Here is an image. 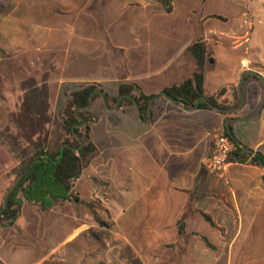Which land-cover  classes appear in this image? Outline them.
Masks as SVG:
<instances>
[{
	"label": "crops",
	"instance_id": "crops-1",
	"mask_svg": "<svg viewBox=\"0 0 264 264\" xmlns=\"http://www.w3.org/2000/svg\"><path fill=\"white\" fill-rule=\"evenodd\" d=\"M244 1L219 0L221 7L234 6L235 16L242 21L238 20V29L229 34L234 51L241 53L233 82L209 88L210 81L224 70L210 48L212 37L222 32L216 25L204 30L208 45L206 94L215 95L229 87L222 100L240 104L224 111L188 110L169 101L165 114L156 121L150 119V112L147 120L139 114L120 127L110 117L101 119L92 131L98 153L77 180L76 194L85 199L96 192L95 179L110 184L111 198L106 205L112 208L116 227L108 232L104 247L95 250L93 239H89V248L83 247L88 234L76 208L74 212L66 210L71 204L42 214L24 200L18 221L10 227L0 226V264H131L130 255L142 264H158L152 245L170 241L177 244L174 264H264V211L259 209L264 208V165L251 160L231 163L223 175L205 169L214 137L223 134L230 123L240 147L264 155V56L258 54L264 51V42L252 41L258 31L253 21L246 23L253 15ZM212 6L207 0L206 15L214 13ZM251 53L253 59L248 58ZM184 80L174 79V85ZM142 90L147 95L157 94ZM15 161L9 154L5 161L0 158V193L7 185L8 171L17 165ZM114 208L121 212L113 213ZM202 212L211 215L219 228ZM180 220L185 221L189 235L178 232ZM203 237L217 250L210 249ZM71 240L75 241L74 254L68 257L66 246Z\"/></svg>",
	"mask_w": 264,
	"mask_h": 264
},
{
	"label": "rangeland",
	"instance_id": "rangeland-1",
	"mask_svg": "<svg viewBox=\"0 0 264 264\" xmlns=\"http://www.w3.org/2000/svg\"><path fill=\"white\" fill-rule=\"evenodd\" d=\"M206 2L178 0L173 12L167 13L156 0H6L0 5V132L8 126L10 113L21 104L20 85L30 77L40 82L48 78L54 116L62 112L70 93L89 83L102 85L111 97V108L117 104L114 99L121 83H134L140 91L143 88L146 92L160 94L165 86L174 85V79L180 82L191 75L195 61L187 47L199 38L204 39L205 27L214 25L222 33L220 37L218 34L212 37L210 48L223 63L224 70L210 81L209 88L233 82L241 66L238 59L241 53L234 51L229 34L235 32L236 25L242 21L235 16L234 6L221 7L219 0H209L214 13L206 15ZM244 4L253 15L245 19L246 23L253 21L258 31L252 41L264 42V0H245ZM220 10L224 15L218 14ZM258 54L264 56V51ZM248 58L253 59L254 55L251 53ZM169 101L164 96L154 101L153 121L165 114ZM92 105V131L101 119L110 117L120 127L125 120L137 119L139 115L129 104L120 109H108L104 97L93 100ZM7 154L14 159L0 143L3 161ZM8 174L7 185L0 193V207L14 181ZM95 182L96 192L85 199L80 197L79 204L69 202L59 206L71 204L66 210H77L84 220V232L88 234V238L82 240L83 247L89 248V239H93L97 245L93 248L98 250L104 247L110 237L108 232L115 230L116 224L110 213L112 208L106 205L111 198L110 184L98 179ZM76 183L77 180L75 194ZM259 209L264 211V208ZM113 211L116 214L121 209ZM242 211L246 213L248 209ZM180 224L184 225L183 235H189L184 220L178 221V232ZM216 228H219L217 224ZM74 242L71 240L66 246L68 257L74 254ZM210 243L214 248L205 242L210 249L217 250V246ZM176 246L174 241L158 247L152 245L156 263L174 264ZM135 259L130 255L131 264H142Z\"/></svg>",
	"mask_w": 264,
	"mask_h": 264
},
{
	"label": "trees",
	"instance_id": "trees-1",
	"mask_svg": "<svg viewBox=\"0 0 264 264\" xmlns=\"http://www.w3.org/2000/svg\"><path fill=\"white\" fill-rule=\"evenodd\" d=\"M5 1L0 0V5ZM156 1L167 13H172L177 0ZM188 54L195 61V69L183 82L164 88L160 94L151 95L140 91L134 83H121L114 103L123 96H132L142 111L144 120L149 118L151 101L162 93L186 108L198 105L202 97H206L208 103L199 104V109L222 111L238 106L240 101L229 104L222 100L229 87H222L215 95L206 94L205 75L208 58L206 41L203 38L196 40L189 46ZM20 88L23 93L22 102L10 113L8 126L0 132V143L8 148L18 163L8 174V177H14L11 187L26 174L10 196L8 207L0 211L2 227L13 226L18 221L24 200L41 213L50 212L55 207L69 202H81L80 197L75 194V182L88 168L98 149L92 138L93 105L86 110L79 109L89 105L91 95L96 91H103L109 106L113 105L110 95L101 84L89 83L70 93L62 112L59 116H54L48 78L45 77L40 82L37 78L30 77L21 83ZM99 98L103 96L97 93L94 100ZM134 100L124 98L119 109L129 104L138 110ZM83 120L85 124L80 126ZM230 130L231 123L226 124L224 134L234 139ZM75 132L80 139L75 136ZM229 160L231 163H246L251 160L258 166L264 165L263 154L247 153L240 146ZM202 214L216 227L211 215L205 212ZM184 232V225L180 224L179 233ZM203 239L210 248H214L206 237Z\"/></svg>",
	"mask_w": 264,
	"mask_h": 264
},
{
	"label": "built area",
	"instance_id": "built-area-1",
	"mask_svg": "<svg viewBox=\"0 0 264 264\" xmlns=\"http://www.w3.org/2000/svg\"><path fill=\"white\" fill-rule=\"evenodd\" d=\"M237 142L230 136L217 135L212 141L210 153L205 162V169L211 174L223 175L229 165L231 155L238 150Z\"/></svg>",
	"mask_w": 264,
	"mask_h": 264
},
{
	"label": "water",
	"instance_id": "water-1",
	"mask_svg": "<svg viewBox=\"0 0 264 264\" xmlns=\"http://www.w3.org/2000/svg\"><path fill=\"white\" fill-rule=\"evenodd\" d=\"M97 93H98V94H101V95L104 97L106 107H107L108 109H110V110H111V109H117V108L120 106V103H121V101H122L124 98H130V99L134 100V98H133L132 96H129V95L123 96V97H121V98L118 100L116 106H115L114 108H111V107L108 105V101H107V98L105 97L104 92H103V91H96V92L92 93V95H91V100H90L89 105L86 106V107H84V108L79 109V111H80V110H86V109H89V108L91 107L92 103H93L94 96H95ZM160 96H164V97L168 98L169 100L174 101L173 99L169 98V96H168L167 94H165V93H162ZM160 96H158V97H156L155 99H153V100L151 101V103H150V107H149V109H150V119L152 118V116H151V107H152L154 101H155L157 98H159ZM134 101H135V100H134ZM201 103H208V99H207L206 97H202V98L200 99L198 105H196V106L193 107V108H186V109L190 110V109L197 108V107L199 106V104H201ZM135 104H136L137 107H138V110H139V114H140V116H142V111L140 110V108H139V106H138V104H137L136 101H135ZM223 111H224V110H223ZM84 124H85V121L83 120V124L80 125V126H83ZM75 136H76L78 139H80V136H79L76 132H75ZM82 147H83V143H81V147H80V148H82ZM80 148H79V149H80ZM242 148H243L247 153H253V151L250 150V149H248L247 147H243V146H242ZM25 174H26V173H25ZM25 174H23V175L18 179V181H17V182H16V183H15V184H14V185L8 190V192H7V194H6V197H5V201H4V207H3V208H0V211H3V210H5V209L8 207V202H9V198H10V196L12 195V193L14 192V190L17 188V186L19 185V183L21 182V180L24 178Z\"/></svg>",
	"mask_w": 264,
	"mask_h": 264
}]
</instances>
